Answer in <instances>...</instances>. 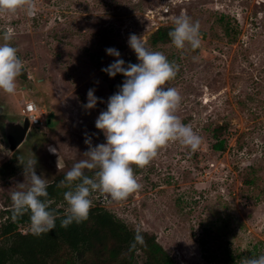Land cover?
I'll return each instance as SVG.
<instances>
[{"label": "rangeland", "instance_id": "rangeland-1", "mask_svg": "<svg viewBox=\"0 0 264 264\" xmlns=\"http://www.w3.org/2000/svg\"><path fill=\"white\" fill-rule=\"evenodd\" d=\"M33 2L35 16L22 9L0 14V33H10L25 62L15 94L0 92V144L7 147L4 122L23 121L27 103L46 120L30 128L14 153H0V229L11 192L25 181L18 158L37 159V174L51 183L83 158L86 135L93 146L106 142L95 121L124 77L102 71L115 59L105 49H118L126 64L139 63L128 46L136 34L179 65L168 86L182 98L177 115L203 143L192 153L170 142L147 166H133L138 191L123 201L93 193L92 208L155 235L176 264H241L245 257H238L256 245L264 254V0ZM181 14L200 23L201 48L154 45V35L173 29ZM89 89L105 101L90 112L82 107ZM20 231L31 232L30 225Z\"/></svg>", "mask_w": 264, "mask_h": 264}, {"label": "clouds", "instance_id": "clouds-1", "mask_svg": "<svg viewBox=\"0 0 264 264\" xmlns=\"http://www.w3.org/2000/svg\"><path fill=\"white\" fill-rule=\"evenodd\" d=\"M21 9L29 17L37 12L33 0H0V14ZM168 35L176 49L189 46L196 51L201 48V25L185 14L175 18L174 28ZM0 39L3 40L0 43V92L13 95L25 62L18 56V49L10 44L9 32L0 33ZM128 46L139 63L126 64L118 49H105L106 54L115 59L102 71L110 78L120 75L124 80L108 98L106 110L95 121L96 129L104 134L106 142L93 146L91 137L86 135L84 142L88 151L57 185L66 189L63 199L67 207L60 219L62 228L67 229L89 218L93 193L103 194L112 201H123L138 191L140 184L133 166H147L170 142H179L192 153L197 152L203 143L192 126L184 124L177 115L182 98L175 87L168 86L176 78L179 65L169 61L162 52L146 46L143 36L131 34ZM198 60V56L193 57L194 62ZM98 103L105 101L95 95V89H89L87 103L82 107L90 112ZM6 151L0 144V153ZM49 151L55 153L56 149L50 146ZM18 162L25 181L17 184L16 190L11 192L12 219L27 214L30 230L36 236L54 231L59 217L51 209L54 201L49 197V179L37 174V159L25 161L21 156ZM144 244V237L137 229L130 248ZM241 264H264V254L246 257Z\"/></svg>", "mask_w": 264, "mask_h": 264}, {"label": "trees", "instance_id": "trees-1", "mask_svg": "<svg viewBox=\"0 0 264 264\" xmlns=\"http://www.w3.org/2000/svg\"><path fill=\"white\" fill-rule=\"evenodd\" d=\"M171 30L160 29L153 37V44L171 43L168 35ZM215 148L224 150L223 145H215ZM86 174L92 175L91 172ZM64 176L59 175L48 188L49 197L54 201L51 209L59 217L54 231L40 236L32 232L24 234L20 227L30 225L29 216L13 220L12 210L5 211L0 229V264H176L155 235L141 232L145 244L130 248L136 230L104 208H92L83 223H74L67 229L60 227L65 212L60 205L66 204L63 199L66 189L57 185ZM261 251L262 247L256 245L238 258L259 256Z\"/></svg>", "mask_w": 264, "mask_h": 264}, {"label": "water", "instance_id": "water-1", "mask_svg": "<svg viewBox=\"0 0 264 264\" xmlns=\"http://www.w3.org/2000/svg\"><path fill=\"white\" fill-rule=\"evenodd\" d=\"M5 111V106L0 105V115ZM5 126L2 129V134L6 140L5 149L7 154L14 153L26 140V137L30 131V122L27 118H24L23 121L14 120L11 121L7 119Z\"/></svg>", "mask_w": 264, "mask_h": 264}, {"label": "built area", "instance_id": "built-area-1", "mask_svg": "<svg viewBox=\"0 0 264 264\" xmlns=\"http://www.w3.org/2000/svg\"><path fill=\"white\" fill-rule=\"evenodd\" d=\"M22 114L29 120L30 128L46 126V120L42 118L43 113L39 111L35 103H27L22 110Z\"/></svg>", "mask_w": 264, "mask_h": 264}, {"label": "crops", "instance_id": "crops-1", "mask_svg": "<svg viewBox=\"0 0 264 264\" xmlns=\"http://www.w3.org/2000/svg\"><path fill=\"white\" fill-rule=\"evenodd\" d=\"M1 140H2V138H1Z\"/></svg>", "mask_w": 264, "mask_h": 264}]
</instances>
